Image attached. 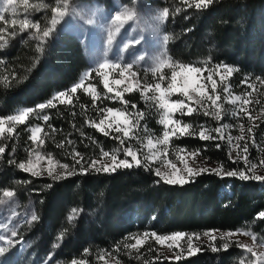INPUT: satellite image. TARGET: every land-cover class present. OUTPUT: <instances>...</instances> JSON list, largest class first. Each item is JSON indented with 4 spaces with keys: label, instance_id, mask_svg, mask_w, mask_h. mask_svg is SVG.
<instances>
[{
    "label": "trees",
    "instance_id": "16d2710c",
    "mask_svg": "<svg viewBox=\"0 0 264 264\" xmlns=\"http://www.w3.org/2000/svg\"><path fill=\"white\" fill-rule=\"evenodd\" d=\"M166 7L165 32L174 64L210 69L230 66L236 69L230 81L241 89L247 88L248 83L264 81V0H213L201 9L170 0ZM90 69L84 47L73 34L59 33L47 38L41 54L28 41H10L7 48L0 49V117L11 116L19 108H37L56 93L70 91ZM93 84L98 92H106L97 77ZM123 100L128 104L107 98L94 100L78 89L72 94L71 103L43 109L48 121H33L30 117L27 124L16 130L20 137L4 143L0 190L15 192L22 204L35 208L37 219L27 233L34 246H45L49 251L59 236L61 241L53 252L66 263L77 264H110L112 259L120 264H247L250 253L246 249L236 242H229L224 248L220 239L215 242L216 251L205 247L179 260L159 258L155 242L148 243L136 256L132 248L125 247L145 233L166 236L213 230L246 231L264 243V218L259 215L264 212V180L205 172L183 185L165 183L156 175L154 165L145 160L141 145L145 137L161 133L160 109L139 92L126 94ZM101 108H127L130 113H142L134 129L138 136L144 133L145 137H140L142 143L125 139L121 145L113 135H104L90 126L88 121L99 122L104 116L97 111ZM176 118L195 127L209 124L204 114ZM34 124L45 127V149L62 164H74L70 155L73 148L83 155L85 163L100 157L101 149L110 153L118 150V156L123 157L124 148L132 146V142L142 163L114 172L87 173L80 172V166L75 165L78 169L74 174L57 180L34 178L17 170L12 180L15 171L8 166V160L13 152L17 160H22V145L32 144L29 128ZM145 127L147 133L143 131ZM68 140L72 143L68 144ZM61 142L64 146L58 147ZM173 144L198 152L226 170L243 171V164L231 160L223 142L185 135L175 138ZM20 181H24V186Z\"/></svg>",
    "mask_w": 264,
    "mask_h": 264
},
{
    "label": "rangeland",
    "instance_id": "374dc122",
    "mask_svg": "<svg viewBox=\"0 0 264 264\" xmlns=\"http://www.w3.org/2000/svg\"><path fill=\"white\" fill-rule=\"evenodd\" d=\"M168 1L170 0H68L69 11L67 15H65V17H63L60 22L53 28V31L50 33L49 37L59 33H69L75 35L82 43L85 53L90 62L91 69L83 73L79 81V83H81V81H83V83H81V86L77 88V91L78 89H82L87 95H89L94 100H99L100 98H107L111 101L121 100V98L116 97V91H121L122 96L134 92H139L146 101H153L157 104L158 108L161 111L159 118L161 133L159 135H152L148 138L145 137L144 133H139V137L142 136L141 139L145 137V139H143L144 143L141 144L145 149L144 156H151L152 153H157L155 159L147 160L148 163L154 165L155 170L159 168L161 172L169 174L173 171H178L180 174H183L185 175V177H187V174L184 171L185 164H187L189 167L207 169L206 171H202L199 174L205 172H216L212 171L213 169H216L221 170L219 175L225 177L226 175H224L223 172L227 170L224 169L220 164L216 162H210L208 159L202 157L198 152H196V155L193 156V152H189L185 149H183L184 151H180L181 149L177 148L173 144V140L175 138L189 134H177L175 136H172L168 145L156 144V146L153 148L151 145L148 144L149 139H152L153 143H155L156 138L162 137L164 126L160 123V119L163 110L159 107L160 93L153 92L151 90L145 92L144 88L146 85H154L155 83L160 82L161 88L166 89L169 80L166 79L161 82L159 81V77L161 74H166L168 77H170L171 67L165 66L160 71H153V69L156 68L157 64L161 59H167L169 61V64H174L171 61L168 52L169 39L167 42H165L163 39L164 36H168V34H166L165 32V26L168 16L162 21L157 19L163 9L167 8L166 5ZM180 1L184 2V0ZM29 4L34 6L29 8V18L32 21H38L41 25V28H43L46 24L48 26H51L50 21L53 15L52 8L56 6V0H29ZM45 5H47V7H45ZM125 8L131 9L135 13V15L132 19L127 20L124 23V26L121 28V31L115 34L112 45L109 46L107 45V35L109 28L111 27V18L114 17L116 13L122 12ZM50 12L52 13L51 15ZM3 14L9 21L13 18L22 19L24 16L23 5H19L17 9V15L15 17H13L11 12ZM0 26H5L3 21H0ZM6 27L7 32L0 33V36H3V39H0L1 50L7 48L9 46L10 41L20 40L21 42L28 41L30 45L34 46V49L37 53H42L43 48L46 45V39L49 37L41 39L40 37L42 36V33H38L36 34V38H33V33L36 32L35 29L29 28L20 31L19 25H16L14 28L9 24L6 25ZM12 31H16L17 34L15 36L9 35V33H11ZM134 39H139L140 43H134ZM141 56H143L144 58L140 59ZM105 60L110 62L119 61L122 65L131 63L133 65L131 71L135 72L136 76L132 77L129 75L128 72H125L124 77L122 78L124 80V83L120 85L113 84L112 87L114 91L112 93H108L107 90L104 93L98 92L97 87L93 84V80L95 79V77H97L101 80L103 84V77L102 75L97 74V69L99 63ZM205 69L206 70L203 73L193 75L199 77L200 82L206 85L205 91L211 94V82L204 79L209 74V72L207 71V69L209 68ZM212 69L215 70V68ZM99 71L109 73L110 83L113 79L121 78L119 76L120 69L118 68L112 69L111 67H109L108 69H100ZM223 72L224 70L220 69V74L213 75V80L217 82L216 92L221 97L218 103L221 105L222 119L217 121L211 116L204 115L209 119V124L204 125L209 129H214L220 125H230L231 127L225 128L223 130L225 137L224 139L217 138L214 140L210 139L209 141L223 142L228 147L229 156L231 154V160L243 164V171H245V169L250 168V165L252 164L256 165L254 169L245 171V175L252 176L253 174H255L259 176H264V85H257L261 83H248L246 86L247 88L245 89L236 88L232 85V82L230 81L234 74V71L230 75H223ZM180 80L181 76H178L177 81L179 82ZM250 84L255 86V90L249 87ZM129 85L132 86V90L128 92L123 91V89L125 87H128ZM225 86L228 87V93L223 91ZM248 92H251V96L245 95ZM66 93H70V91H67ZM229 93L232 94L230 97ZM57 94L58 93H56L54 97H56ZM72 94L73 93H70V95H66L63 98L65 100L64 103H60L59 100H54V97L51 100H54L55 106L58 104H69L67 101L69 99L71 100ZM237 96L241 97V99L234 100V98ZM245 98L251 100L252 103L245 105L244 107L251 112L253 117H259L258 119L249 121L248 116L244 115L243 113H240L238 116L233 115V112L238 110L242 103V100ZM183 99L185 98L179 93H174L170 95L171 101ZM256 101L259 102L257 103ZM191 106L194 108L199 107L195 104V101L191 102ZM46 108L49 107H45L43 109ZM27 109H32V111L28 113L27 117L25 118V122L22 124H16L15 130L11 134L5 132L4 136L9 138L6 140L0 138V146H3L4 143H9L12 137H16V139L17 137H20V134L16 136V130L20 126L27 124L30 117H32L33 121H43V119L38 118L43 117V109H40L39 107L19 108L13 115H16L20 111ZM211 110L213 109H210V111ZM193 114L203 115V110L194 111L190 115ZM178 115L185 116L177 112L174 114V119H177L176 116ZM6 118L7 117H0V119H5L7 126ZM127 118L129 120H134L131 116H128ZM112 119V117H108V119L105 121L104 127L107 128L109 121H111ZM241 124L244 125L245 135L248 137V152L246 154L240 151V149L235 146L237 143L243 145L245 141L237 142L235 140H232L231 142H229V140L227 139L229 135H231L232 137H236L241 134L239 127V125ZM34 126H41L42 128V131L39 133V135L43 139V145L41 147H37L35 144H33V141L31 140L32 144L22 145V160L16 159L15 152L10 155L11 158H9L8 160V166H12L14 169L12 171H15L14 175H12L11 177L12 180L15 179V174L17 170L20 171V173L22 174H26L34 178L46 177L53 179L47 174V167L50 161L52 163V167L55 168L56 172H65L64 169L58 166L62 163L56 161L53 156L49 154L45 149V127L39 124H34L32 127ZM249 126H254L253 132L250 134L247 133V128ZM196 128L198 130V127ZM189 131H191V129ZM110 134L113 136L119 135L122 137V133L118 134L111 132ZM212 135L216 136V133L213 132ZM193 137L199 138L198 135H195ZM125 139L135 141V139L129 138H124V141ZM134 143L132 142V146L135 150H137L138 158L140 159L139 150L136 148ZM34 148L36 149V152H39L42 157L39 161L36 160V154L35 152H33ZM165 148L167 150L166 152L164 151ZM238 152L240 153L239 159H237ZM1 155L2 154H0V158ZM245 156L247 157V159L244 158ZM119 158L124 159V156ZM30 159L36 166V170L41 172L40 175L33 176L30 172H25L18 167L19 163L27 162ZM77 159H79V157H77ZM96 159L107 160L110 163L109 158H102L100 156ZM10 160H13L14 163H9ZM128 160L129 162H132L131 157H128ZM173 165L175 166V168L172 167ZM133 166L136 165L133 164ZM97 167H99V164L97 165ZM75 169L78 168H76L75 166ZM197 175H194L193 177ZM70 176L71 175L65 174L60 179L67 178ZM193 177H187L188 181H190ZM20 183L22 186H24V181H20ZM28 185L29 182L28 184H25V186ZM5 190L6 189L0 190V233L10 235V227L18 225V235L13 239L14 241L19 242H15L12 245H7L5 242L0 241V246L5 247V252L3 254H0V264H73V262L66 263L64 259H58V257L53 252L54 247L57 249V245H59L61 241V238H58L59 236L56 237V242L52 249L49 251L45 246H34L31 238L28 237L27 233L32 223L36 221L31 220V216L33 214L36 215L35 208L30 204H22L19 198L16 196L15 192L13 191V197H3L2 194ZM205 233H208V235H205ZM205 233H183L184 236L179 241L165 240L162 243L157 242L153 234L147 235L146 237L144 234H142L134 239L133 244H135L137 238L142 240V244L137 245L136 248H132L134 250L133 253H135L133 254V256H136V254L140 255L142 253L141 249L143 247H145L148 243L155 242L159 258L168 260H179L181 258L190 257L194 254H197L205 247L212 249L213 247H215V242L218 239H220L224 243L236 242L239 245L253 246L254 251L258 253L264 252V247H260V244L263 242L258 240L253 241L252 236L246 234L248 233L246 231H209ZM229 233H231V235H229ZM189 238H191L192 248H198V251H192L191 253L189 252ZM176 252L182 253L179 259H176L175 257ZM252 259L255 258L252 257ZM109 262L110 264H120L116 259H112Z\"/></svg>",
    "mask_w": 264,
    "mask_h": 264
},
{
    "label": "snow or ice",
    "instance_id": "6c2138e0",
    "mask_svg": "<svg viewBox=\"0 0 264 264\" xmlns=\"http://www.w3.org/2000/svg\"><path fill=\"white\" fill-rule=\"evenodd\" d=\"M184 3L187 4L188 7H195L196 9L201 8H207L209 5L213 3V0H184ZM19 5H23V12L24 16L22 19H16L13 18L10 21L6 18V16L3 13L11 12L13 17L17 15V9ZM34 7L33 5L29 4V0H0V21L4 22L5 26H0V33L7 32L6 25H11L15 28L16 25H19V30L23 31L26 29H35L36 32L33 33V38H36V34L42 33L41 39L49 37L50 33L53 31V28L60 22V20L67 15L69 9H68V0H56V6L52 8V17L50 21V25L47 24L41 28V25L38 21H32L29 18V8ZM47 7V5H45ZM135 13L128 8H125L122 12H118L114 15V17L111 18V27L109 28L108 35H107V45L111 46L115 37L116 33H119L121 31V28L124 26V23L127 20H130L133 18ZM168 16V9L164 8L163 11L160 13V15L157 17L159 20H164ZM17 34L16 31H12L9 33L11 36H15ZM0 39H3V36H0ZM164 41L167 42L169 37L164 36ZM136 44H139V39H134L133 41ZM144 57L141 56L140 59H143ZM165 66L171 67V76L168 77L166 74H161L159 77V81L169 80V83L167 85L166 89L161 88V83L157 82L154 85H146L144 88V91L147 92L149 90L153 92L160 93L159 95V107L163 110L162 116L160 119V123L164 126V131L162 134V137L156 138L155 143H153L152 139L148 140V144L151 145L153 148L156 146V144H163L168 145L170 143V138L172 136H175L177 134L184 135H198L199 139L201 140H210V139H224V132L223 130L225 128L231 127L230 125H220L214 129H209L205 125H199L198 130L196 127H194L191 124L184 123L183 121L174 119V114L179 112L181 115H190L194 111L197 110H203V114L205 116H211L217 121L222 119V112H221V105L218 103V101L221 99L220 95L217 94V82L213 80V75L220 74L219 70L223 69V75H230L233 71L236 69L227 66V65H217L215 70L213 69H207L209 72L208 76L205 77L207 81L211 82V94L207 93L205 91L206 85L202 82H200L199 77L194 76L193 74H201L206 69L198 66H192V65H177V64H169V61L167 59H161L159 63L157 64L156 68L153 69V71H160ZM111 67L112 69H120L119 76L121 78L113 79L110 83L109 81V73L108 72H100V69H108ZM133 68V65L131 63L128 64H121L119 61L110 62V61H103L99 63L97 74L102 75L103 77V86L107 90L108 93H112L114 91L112 85H120L124 83V80L122 79L124 77L125 72H128L130 76L135 77L136 73L131 71ZM187 74V75H184ZM87 75V74H86ZM222 75V78H223ZM181 76V80L178 82L177 77ZM83 83V81H81ZM81 83H78L74 85L70 89V93H75L77 91V88L81 86ZM246 83V81L244 82ZM261 84H264V81H261ZM139 86V85H137ZM249 87L253 88L255 90L254 85H249ZM132 90V86L129 85L128 87H125L123 91L128 92ZM224 92L228 93V87L225 86L223 89ZM70 93L66 92H60L57 94L56 97H54V100H59L60 103H64L65 100L63 99L66 95H70ZM174 93H179L181 96H183L185 99L183 100H176L171 101L170 95ZM116 97L121 98V102L125 105L128 104V101L123 100L122 92L116 91L115 93ZM232 94L229 93V97ZM246 96H251V92H248L245 94ZM154 98V97H153ZM241 97L237 96L234 98V100H240ZM54 100H49L46 104H40L38 107L40 109H43L45 107H54ZM195 101V104L198 105V108H194L191 106V102ZM68 103H71V100L69 99L67 101ZM234 102V101H233ZM257 103L259 101H256ZM252 103L251 100L245 98L242 100V103L237 111L233 112L234 116H238L240 113H243L244 115L248 116L249 121H253L254 119H258L259 117H253L251 112L245 108V105H248ZM132 109H135L136 106L133 104ZM210 109H213L210 111ZM32 111V109H27L20 111L16 115H11L6 118L7 120V126L5 119H0V138L8 139L9 137L4 136L5 132H8L11 134L15 130L16 124H22L25 122V118L27 117L28 113ZM98 112H103L105 115L100 118L99 122L97 123L95 120L88 121L89 125L92 127H95L98 131L102 132L104 135H109L111 132L114 133H122V137L117 135L113 136V139L119 140L120 144H124V138L129 139H136L138 142L142 143L139 136H137L134 132V129L139 124V119L142 118V113H130L127 108L120 110V109H113V108H107V109H98ZM75 115V113H73ZM128 116H134V120H129ZM108 117H112L113 119L109 121L107 128L104 127L105 121L108 119ZM43 119V121H48L49 116L44 115L43 117H38ZM74 126V125H73ZM51 127V126H49ZM241 134L236 137H232L229 135L227 139L229 142L232 140H235L237 142L239 141H245L243 145H240L237 143L235 146L240 149L243 153L248 152V143L247 139L248 137L245 135L244 125H239ZM254 126H249L247 128V133L253 132ZM191 129V131H189ZM31 135L30 140L33 141V144H35L37 147H41L43 145V139L40 137L39 133L42 131L41 126H34L30 129ZM52 131H55L54 128H52ZM145 133L148 132V129L145 127L143 129ZM216 133V136H213L212 133ZM83 136L84 134L81 133ZM91 139V137H89ZM68 144H71L72 141L68 140ZM95 143V141H93ZM254 143V141H253ZM64 143L61 142L58 147H63ZM217 147L219 148L220 145L217 144ZM15 151V149H13ZM167 151L166 148L164 150ZM180 151H184L181 149ZM5 152V148L3 146H0V154H3ZM33 152L36 154V160L39 161L42 157L39 152H36V149H33ZM70 155L73 158L74 164L68 165V164H59L58 166L65 170V172H56L55 168L52 167L51 161L49 162V165L47 167V174L51 176L53 179H60L63 175H72L76 171L75 165H79V171L82 173H87L89 169H94L95 171H103V172H110L115 171L117 168H131L133 167V164L136 166H140L142 161L138 158L137 150L133 148V146L129 145L128 147L124 148V159H120L118 156V150L113 152L104 151L101 149V157L102 158H109L110 163L107 160L103 159H93L91 161L82 163L84 161L83 155L76 151L74 148L72 149ZM157 153H152L151 156H145V160L149 159H155ZM193 156L196 155V152L192 153ZM79 157V159H77ZM128 157L132 158V162H129ZM231 158V154H230ZM240 158V153H237V159ZM247 159V157H244ZM9 163H14L13 160H10ZM99 164V167L97 165ZM147 167V164L144 165ZM18 167L22 169L25 172H30L33 176L40 175L41 172L36 170V166L34 165L33 161L30 159L27 162H21L19 163ZM175 168V166H172ZM256 167L255 164L250 165V168L245 169V171H249L250 169H254ZM207 169H199V168H193L189 167L187 164H185L184 171L187 174V177H193L194 175L199 174L202 171H206ZM212 171H216L217 174H220L221 170L213 169ZM245 171L240 170H227L224 171L223 174L229 177L237 176L239 175L241 179H255V180H264V176H259L253 174L251 177L245 175ZM155 173L157 176H159L161 179L164 180L165 183L168 184H180L183 185L184 183L188 182L187 177L185 175L180 174L178 171H173L170 174L169 173H163L159 168L155 170ZM3 197H13V192L9 190L3 191ZM75 212V210H73ZM260 217L264 218V212L259 213ZM37 216L33 214L31 216V220H36ZM7 227V226H6ZM18 225L11 226L9 231L10 235H5L3 233H0V241L5 242L7 245H12L15 242L13 238H15L18 235L17 232ZM215 231V230H213ZM249 235H252L250 233H246ZM145 237L148 235L147 233L144 234ZM205 235H208V233H205ZM231 235V233H229ZM153 236L155 237L157 242L162 243L165 240H172V241H179L183 238V233H176L171 236H160L153 233ZM253 241L256 240L255 235H252ZM142 240L137 238L135 241V244L131 245H125V247L128 248H136L137 245H141ZM244 249H246V253H251V257L247 258V264H264V252H256L254 251L253 246L248 245H238ZM224 248L228 247V244H223ZM260 247H264V243L260 244ZM188 250L191 253L192 251H198L199 249H193L191 246V238H189V246ZM217 249L213 247V251H216ZM5 252V247L0 246V254H3ZM181 252H176L175 257L176 259H179L181 257ZM254 257L255 259H252ZM73 264H76L74 261ZM243 264V262H242Z\"/></svg>",
    "mask_w": 264,
    "mask_h": 264
}]
</instances>
